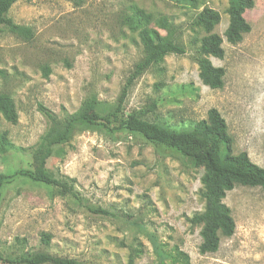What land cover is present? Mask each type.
Listing matches in <instances>:
<instances>
[{
    "label": "rangeland",
    "instance_id": "rangeland-1",
    "mask_svg": "<svg viewBox=\"0 0 264 264\" xmlns=\"http://www.w3.org/2000/svg\"><path fill=\"white\" fill-rule=\"evenodd\" d=\"M244 12L250 31L230 44L227 0H18L8 15L28 26L27 40L0 33V93L14 102L17 122L0 116V253L45 252L80 264H156V245L174 246L191 264H264V191L237 185L223 202L235 221L231 237H221L214 253L201 254L200 227L187 219L203 209V168L176 152L125 129L99 125L76 128L54 147L47 170L74 179L77 199L55 186L20 177L37 166V152L50 136L41 104L63 119L94 96L100 111L110 110L131 78L124 112L186 129L216 108L233 139V152L246 151L264 167V0ZM203 7L220 13L213 32L223 38V86L211 89L198 76L196 50L206 34L195 24ZM165 18L169 34L185 48L168 54L133 76L144 57L134 13ZM145 24V23H144ZM103 208L109 215L94 213ZM48 234L49 242L41 241ZM0 264H7L2 263Z\"/></svg>",
    "mask_w": 264,
    "mask_h": 264
},
{
    "label": "trees",
    "instance_id": "trees-1",
    "mask_svg": "<svg viewBox=\"0 0 264 264\" xmlns=\"http://www.w3.org/2000/svg\"><path fill=\"white\" fill-rule=\"evenodd\" d=\"M18 0H0V33L11 32L27 40L32 39L33 31L30 27L15 23L8 12ZM80 3L83 0H69ZM253 0H227L225 10L228 15V25L223 36L230 44L240 42L243 35L250 31V25L244 18V12L253 7ZM150 17L142 11L134 13L132 28L139 29L138 37L144 49V57L136 65L133 76L142 73L150 65L157 64L168 54L183 55L185 48L176 42L171 35H162L159 29H167L165 18L158 19L155 24L158 29L147 26ZM220 13L210 7H203L196 15L195 24L206 34L201 38L196 50L195 61L198 66V76L202 83L211 89L223 86L225 69L214 66L209 57L222 58L224 49L223 38L213 32L220 22ZM145 23V24H144ZM126 83L117 99L116 104L108 111L97 108V99L90 96L83 101L79 110L63 119L58 117L43 105L38 110L50 122V136L37 152V166L32 170H19L20 177L34 182L55 186L62 193L77 199L74 190V179H58L52 177L47 170V160L53 153L54 147L67 143L76 128H89L99 125L108 131L125 129L142 135L148 142L161 145L176 152L191 166L203 168L201 176L200 197L203 209L194 213L187 221L200 227L201 254L214 253L219 248L221 237H231L235 231V221L229 207L223 202L227 192L235 186L260 187L264 191V167L253 162L246 151L233 152V139L227 131L225 120L216 108L207 112L206 119L196 122L186 129H172L165 124L149 121L139 114L132 112L125 114L124 100ZM0 116L15 124L17 113L13 100L6 94L0 93ZM6 177L0 174V191ZM97 214L109 215L103 208H90ZM50 236L41 235V241L48 243ZM154 254L156 264H191L187 253L174 246L171 250H164L156 245ZM136 257V254H134ZM133 255L129 264H133ZM0 262L7 264H80L73 258L60 257L45 252L21 253L15 256H4L0 253Z\"/></svg>",
    "mask_w": 264,
    "mask_h": 264
}]
</instances>
